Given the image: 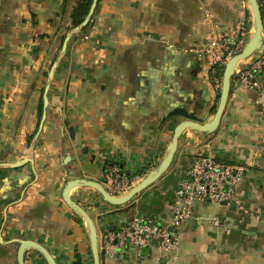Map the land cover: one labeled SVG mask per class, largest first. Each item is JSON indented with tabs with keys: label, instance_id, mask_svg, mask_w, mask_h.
I'll return each mask as SVG.
<instances>
[{
	"label": "crops",
	"instance_id": "obj_1",
	"mask_svg": "<svg viewBox=\"0 0 264 264\" xmlns=\"http://www.w3.org/2000/svg\"><path fill=\"white\" fill-rule=\"evenodd\" d=\"M75 4L0 0V264H17L14 240L41 245L56 264H76V256L93 264L84 224L62 199L66 182L105 188L110 166L126 175L143 170L141 179L156 169L184 120L173 112L207 123L217 108L221 70L198 54L210 36L205 14L218 37H234L241 23L246 43L253 32L247 0H97L89 30L76 31L61 53ZM202 156L248 166L236 202H196L170 254L127 246L109 256L107 235L133 214L170 219L179 182ZM24 159L19 168L3 165ZM69 195L94 222L100 264H264V90L232 80L217 129H186L168 170L127 204L111 206L86 187ZM24 264L47 263L26 250Z\"/></svg>",
	"mask_w": 264,
	"mask_h": 264
},
{
	"label": "built area",
	"instance_id": "obj_2",
	"mask_svg": "<svg viewBox=\"0 0 264 264\" xmlns=\"http://www.w3.org/2000/svg\"><path fill=\"white\" fill-rule=\"evenodd\" d=\"M257 2L263 21V44L253 55L237 63L232 78L237 86L246 90H264V0ZM204 22L210 26V36L198 54L210 58L212 70L222 71L225 63L240 53L246 44L244 24L239 25L234 37H218L209 13L205 14ZM247 172L246 165L223 162L210 156L199 157L176 188L170 219L157 222L152 217L133 214L121 227L107 235L105 252L112 256L116 250L131 246L138 255L152 247L160 256L172 253L177 248L175 231L191 217L196 202L231 206L237 200V188ZM140 179L139 175H126L116 166H110L105 189L111 195L121 196ZM214 223L218 224V220L215 219Z\"/></svg>",
	"mask_w": 264,
	"mask_h": 264
},
{
	"label": "water",
	"instance_id": "obj_3",
	"mask_svg": "<svg viewBox=\"0 0 264 264\" xmlns=\"http://www.w3.org/2000/svg\"><path fill=\"white\" fill-rule=\"evenodd\" d=\"M250 6V11L253 16V32L250 40L245 44L243 49L240 51V53L232 56L224 65L223 71H222V79H221V88L219 93V100L217 104V108L215 110V113L213 115V118L210 122L202 123L197 118H195L192 115L187 114L186 112L182 110H177L173 112L176 115L181 116L184 120L181 121L173 130L171 142L168 146V152L164 159L160 162V164L157 166L156 169L150 171L145 177H143L140 182L135 184L133 187H131L125 194L121 196H114L111 195L101 184L89 181L86 179H74L69 180L66 182L63 192H62V199L64 203L73 211L75 212L79 219L83 222L84 228L86 231V234L89 239L90 244V250L93 258V264H100V256L98 251V241H97V231L94 225V222L90 218V216L87 214V212L77 205L74 201L71 200L69 192L71 189L75 187H86L91 188L95 190L100 196L101 199L111 205V206H122L124 204H127L132 198H134L137 194L141 193L143 190H145L147 187H149L152 183H154L158 178H160L170 167L171 162L173 160L174 154L177 150L178 140L182 133L186 129H192L196 132L200 133H211L215 131L221 121L222 115L224 113V109L227 103V100L229 98L230 94V88H231V81L234 74V69L238 62L247 59L251 55H253L255 52H257L262 44H263V21H262V15L258 6L257 0H247ZM97 0H92V4L90 6V9L85 17V19L82 21L79 27L71 30L64 38L62 46H61V53H64L67 44L71 38V36L80 28L85 27L89 21L91 20L94 10L96 8ZM57 67V62H54L51 65V68L48 72V82L44 89L43 94V104H42V115L39 123V127L37 130V133L35 137L37 138L41 129L42 124L46 117V109L48 106V98H47V92L49 89V82L54 74V70ZM30 162L29 159H24L21 161H18L16 163L12 164H3L7 167L11 168H19L25 165L26 163ZM13 242L18 243V248L16 251V262L17 264H24V255L26 250H34L37 253H39L42 258L45 260L47 264H56L53 257L50 255V253L41 245L33 242V241H20V240H14Z\"/></svg>",
	"mask_w": 264,
	"mask_h": 264
},
{
	"label": "trees",
	"instance_id": "obj_4",
	"mask_svg": "<svg viewBox=\"0 0 264 264\" xmlns=\"http://www.w3.org/2000/svg\"><path fill=\"white\" fill-rule=\"evenodd\" d=\"M91 4H92V0H76V4L72 7V9H71V11L69 13V17H68L69 18V24H68V26L65 27V32L61 36V42H60V47H59L60 49H61V46H62V43H63V40H64L66 34L69 31H71V30H73V29H75V28L80 26L82 21L85 19L86 15H87V13H88V11L90 9ZM91 24H92V18L89 21V23L85 27L80 28L79 31L82 32V33H86L89 30ZM77 38H78L77 35H73L71 37V40L74 41ZM52 64H53V62L49 65V68L51 67ZM221 72L222 71L219 72L220 75L222 74ZM43 74H44V76H47V71L43 72ZM219 77H221V76H219ZM38 113H39V117H41V114H42V101H40L39 112ZM143 173H144L143 170H138V171H136L133 174L129 173V175H139V176H141ZM76 216L78 218L77 214H76ZM78 261H79L78 256H76V264L78 263Z\"/></svg>",
	"mask_w": 264,
	"mask_h": 264
},
{
	"label": "rangeland",
	"instance_id": "obj_5",
	"mask_svg": "<svg viewBox=\"0 0 264 264\" xmlns=\"http://www.w3.org/2000/svg\"><path fill=\"white\" fill-rule=\"evenodd\" d=\"M251 18H252V24H253V16H252V14H251ZM64 53H66V52H64ZM48 67V66H47Z\"/></svg>",
	"mask_w": 264,
	"mask_h": 264
}]
</instances>
